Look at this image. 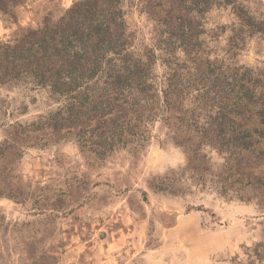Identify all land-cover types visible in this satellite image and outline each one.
I'll list each match as a JSON object with an SVG mask.
<instances>
[{
  "label": "rangeland",
  "instance_id": "rangeland-1",
  "mask_svg": "<svg viewBox=\"0 0 264 264\" xmlns=\"http://www.w3.org/2000/svg\"><path fill=\"white\" fill-rule=\"evenodd\" d=\"M77 1L18 2L0 12V42L57 20ZM234 4L264 18V0ZM123 9L131 49L144 59L152 53L159 80L165 59L185 58L181 48L166 51L135 2ZM194 15L204 59L264 76V33L242 28L232 4ZM62 103L30 82L0 84V264H264V138L254 168H239L255 185L231 180L223 193L226 160L214 148L202 147V164L190 160L156 118L141 148L97 160L73 138L38 127ZM165 179L170 191L157 190Z\"/></svg>",
  "mask_w": 264,
  "mask_h": 264
},
{
  "label": "trees",
  "instance_id": "trees-1",
  "mask_svg": "<svg viewBox=\"0 0 264 264\" xmlns=\"http://www.w3.org/2000/svg\"><path fill=\"white\" fill-rule=\"evenodd\" d=\"M20 1L0 0V12ZM126 1L156 22L166 51L178 47L185 56L182 61L165 59L167 71L159 80L152 72V53L144 59L131 49ZM235 1L79 0L57 20L45 19L0 42V84L30 82L47 89L63 103L38 127L73 138L97 160L124 148H141L147 124L158 118L190 160L202 164L203 146L224 154L221 192L234 181L254 186V179L239 168L242 161L254 168L251 157L264 138V76L204 59L193 23L194 14L213 4H232L242 28L264 33V18L248 15ZM165 180L155 188L170 191L165 188L170 180Z\"/></svg>",
  "mask_w": 264,
  "mask_h": 264
}]
</instances>
